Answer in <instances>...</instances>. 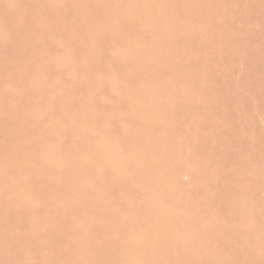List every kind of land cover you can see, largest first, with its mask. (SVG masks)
Instances as JSON below:
<instances>
[{
	"label": "bare ground",
	"instance_id": "6f19581e",
	"mask_svg": "<svg viewBox=\"0 0 264 264\" xmlns=\"http://www.w3.org/2000/svg\"><path fill=\"white\" fill-rule=\"evenodd\" d=\"M65 1L79 19L67 22L71 54L86 66H96L108 45L124 54L120 74L106 79L132 94L125 102L131 139L119 144L98 134L93 145L145 188L148 199L133 206L142 226L135 264H264V236L250 233L263 226L264 212L246 206L249 180L233 159L246 97L229 94L235 107L223 110L227 90L250 76L232 78L240 64L264 74V0ZM121 117L115 112L104 123ZM187 164L196 188L182 193L175 180ZM191 213L198 219L188 221Z\"/></svg>",
	"mask_w": 264,
	"mask_h": 264
},
{
	"label": "rangeland",
	"instance_id": "374dc122",
	"mask_svg": "<svg viewBox=\"0 0 264 264\" xmlns=\"http://www.w3.org/2000/svg\"><path fill=\"white\" fill-rule=\"evenodd\" d=\"M70 14L65 0H0V264H135L141 253L133 206L146 202L145 188L93 145L99 135L119 144L131 139L125 102L132 94L106 79L120 74L124 54L108 45L96 66L84 65L65 40L67 22L79 21ZM241 73L251 77L227 90L223 110L235 107L229 94L246 97L233 159L249 180L246 206L264 212V74L240 64L232 78ZM115 112L121 120L105 124ZM191 170L181 169L177 191L195 190ZM263 231L264 224L250 233Z\"/></svg>",
	"mask_w": 264,
	"mask_h": 264
}]
</instances>
